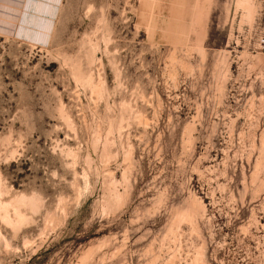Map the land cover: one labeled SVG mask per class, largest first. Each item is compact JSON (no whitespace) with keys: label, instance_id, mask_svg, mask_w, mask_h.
Segmentation results:
<instances>
[{"label":"rangeland","instance_id":"obj_1","mask_svg":"<svg viewBox=\"0 0 264 264\" xmlns=\"http://www.w3.org/2000/svg\"><path fill=\"white\" fill-rule=\"evenodd\" d=\"M16 25L0 264H264V0H31Z\"/></svg>","mask_w":264,"mask_h":264},{"label":"crops","instance_id":"obj_2","mask_svg":"<svg viewBox=\"0 0 264 264\" xmlns=\"http://www.w3.org/2000/svg\"><path fill=\"white\" fill-rule=\"evenodd\" d=\"M30 1L0 0V33L18 32L20 25H16V22L20 18V11H25Z\"/></svg>","mask_w":264,"mask_h":264}]
</instances>
